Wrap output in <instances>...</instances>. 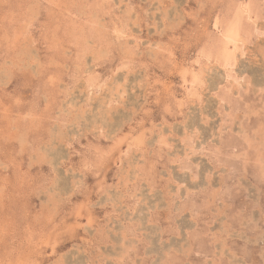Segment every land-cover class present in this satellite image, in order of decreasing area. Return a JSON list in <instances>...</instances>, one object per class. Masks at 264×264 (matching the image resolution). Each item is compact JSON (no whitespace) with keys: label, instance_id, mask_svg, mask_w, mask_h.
<instances>
[{"label":"rangeland","instance_id":"1","mask_svg":"<svg viewBox=\"0 0 264 264\" xmlns=\"http://www.w3.org/2000/svg\"><path fill=\"white\" fill-rule=\"evenodd\" d=\"M0 264H264V0H0Z\"/></svg>","mask_w":264,"mask_h":264},{"label":"bare ground","instance_id":"2","mask_svg":"<svg viewBox=\"0 0 264 264\" xmlns=\"http://www.w3.org/2000/svg\"><path fill=\"white\" fill-rule=\"evenodd\" d=\"M227 39H228V41L229 42H235V41H237V38H236V36L233 34V32H230V33H227ZM224 40V39H223ZM226 40V39H225ZM236 43V42H235ZM206 55H207V53H206ZM211 55V54H210ZM214 55H215V53H214ZM217 56V55H216ZM207 57V56H206ZM210 57H214V56H210ZM217 57H219V56H217ZM212 63V62H211ZM236 68V67H235ZM229 74V73H228ZM228 74H227V76H228ZM231 74H233V73H231ZM226 76V77H227ZM231 76V75H230ZM234 77V76H233ZM229 78V77H228ZM236 78H238V77H236ZM232 81V80H231ZM230 81V82H231ZM199 82H201V81H199ZM228 82V81H227ZM203 83V82H202ZM238 83V82H237ZM195 84V83H194ZM203 85V84H202ZM229 85V84H228ZM240 85V84H239ZM194 86V85H193ZM229 87V86H228ZM198 89V88H197ZM233 91V90H232ZM231 91V92H232ZM199 92V91H198ZM226 92V91H225ZM227 93V92H226ZM194 95V94H193ZM202 95V94H201ZM226 94H224V96H225ZM197 96V95H196ZM228 97H230L229 95H228ZM222 101H224V100H222ZM192 102V101H191ZM205 102V101H204ZM225 102V101H224ZM234 107V106H233ZM187 138V137H186ZM185 138V139H186ZM188 139H189V137H188ZM190 140V139H189ZM187 143V142H186ZM190 144V143H189ZM191 150V149H190ZM183 163V162H182ZM188 163H189V161H188ZM184 165H187V164H184ZM190 166H192V165H190ZM189 166V167H190ZM188 167V168H189ZM191 168V167H190ZM194 168V167H193ZM192 169V168H191ZM187 170V169H186ZM189 170V169H188ZM197 175V174H196ZM181 184V183H180ZM180 188V187H179ZM219 192V191H218ZM226 192V191H225ZM228 193V192H227ZM184 203V202H183ZM181 204H182V202H181ZM214 214V213H213Z\"/></svg>","mask_w":264,"mask_h":264}]
</instances>
